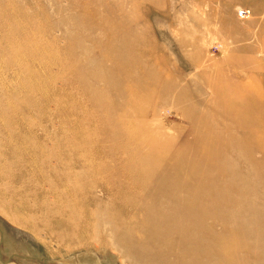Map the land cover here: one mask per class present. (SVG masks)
Returning a JSON list of instances; mask_svg holds the SVG:
<instances>
[{
  "label": "rangeland",
  "instance_id": "374dc122",
  "mask_svg": "<svg viewBox=\"0 0 264 264\" xmlns=\"http://www.w3.org/2000/svg\"><path fill=\"white\" fill-rule=\"evenodd\" d=\"M211 183L264 211V0H0V264H264V215L155 214Z\"/></svg>",
  "mask_w": 264,
  "mask_h": 264
},
{
  "label": "bare ground",
  "instance_id": "6f19581e",
  "mask_svg": "<svg viewBox=\"0 0 264 264\" xmlns=\"http://www.w3.org/2000/svg\"><path fill=\"white\" fill-rule=\"evenodd\" d=\"M122 41H124L123 39H121ZM122 44H123V42H121ZM128 54H130V50H125L124 49V47H122V49L117 53V58H118V60H122L124 57H126V56H128ZM227 100H229V99H227ZM231 101V100H230ZM228 102V101H227ZM230 103V102H229ZM231 105V103L230 104H228L227 105V107L229 108V106ZM227 107H225V108H227ZM232 123H234V122H232L231 121V123L229 124L230 125V127H231V124ZM228 125V126H229ZM234 125V124H233ZM228 128V127H227ZM248 133H250V132H248ZM231 133H229L227 136L225 135L224 136V140H222V141H224L225 143H226V148L227 149H223L224 150V154H225V156L224 157H220L221 156V154H220V150H219V157L220 158H218V156H217V158H215V160L214 161H217V163H218V165H219V167H218V169L220 170V172H221V174L225 177L226 176V178L227 179H235V178H239V176H241L240 175V171L239 170H237V171H234L233 173L232 172H230L228 169L230 168L229 166L231 165V166H235L234 165V162H235V159L234 158H242L244 155H243V153H244V151H243V145H245V144H240V142H239V138L236 136V135H230ZM236 134V133H235ZM250 141V140H249ZM223 142V143H224ZM242 142V141H241ZM248 142V141H247ZM243 143V142H242ZM246 146V145H245ZM244 146V147H245ZM248 147H250V146H248L247 145V147H245V154L248 156H250L251 158H252V156H251V151L248 149ZM253 147V146H252ZM254 152V151H253ZM224 154H222V155H224ZM248 165H246V167H247ZM255 168V167H254ZM245 169V168H244ZM253 169V166H249L248 167V170L250 171V173H252V170ZM229 171V172H228ZM236 172V173H235ZM230 173V174H229ZM211 178L214 180L215 179V175L213 176V175H211ZM209 190L207 191V194H208V197L209 198H211V199H213L214 200V203L212 204V208L211 209H208V207H207V204H206V202H199V204L197 205V206H195V205H193L194 203H192V201L193 200H191V201H188L187 199L184 201V202H182V203H177L175 200H173V198H172V195L169 193V197H168V199L167 200H164L163 201V203L161 204V206L162 207H164L165 209H166V211H163V210H161L160 209V211H159V209L158 210H155V214H159V215H166V213H167V211L168 210H173V209H176V208H187V209H191V210H189L190 211V213H192V214H189L188 215V217H185V219L188 221V224H191V226L193 225H195V227H196V224L197 223H199V222H201V221H204V220H206V219H212V221H213V223H215V222H217V223H224V224H226L225 222H230V220L232 221V220H234V224H239L238 222H248V221H254V219H255V221H257V219L259 218V217H261L262 215H264V211H262V210H259V208H257V207H255V206H253V205H250L249 206V208L247 207V208H242V206H244V205H242V206H240V205H236V206H231V205H229V204H227L228 202L229 203H233L232 201H231V197L229 198L227 195H225L224 193H223V191L221 190V188H218V191L216 192V188L217 187H214V186H216V185H214L213 183H211V184H209ZM232 187V186H231ZM236 189V188H235ZM239 189V188H238ZM237 190V189H236ZM241 190V189H240ZM239 191V190H238ZM171 192H173V191H171ZM216 192V193H215ZM240 192H242V191H240ZM239 192V193H240ZM212 193H215L214 195H212ZM233 193H235V192H233ZM237 193V192H236ZM235 193V194H236ZM74 194V193H73ZM172 194H174V193H172ZM192 194V193H191ZM176 195H177V193H176ZM237 195H238V193H237ZM176 197V196H175ZM178 197V196H177ZM184 197V196H183ZM192 199V198H191ZM176 203H175V202ZM194 202H195V199H194ZM185 206V207H184ZM195 206V207H194ZM145 209H147V210H144L146 213H147V215L149 216V214H148V211H149V208H145ZM183 209H179L181 212L183 211ZM186 209V210H187ZM189 211H187V212H189ZM257 211L259 212V213H257ZM181 212H179V213H181ZM257 213V214H256ZM186 215H187V213H186ZM175 217V216H174ZM180 217V216H179ZM184 217V216H183ZM150 218V217H149ZM173 219V218H172ZM172 219H169V222H170V220L172 221ZM175 219H177V218H175ZM157 220V219H156ZM174 220V219H173ZM184 220V219H183ZM209 221V220H208ZM208 221H207V223H206V225H208L209 223H208ZM225 221V222H224ZM181 222H183V221H181ZM157 223H158V221H157ZM172 223V222H171ZM152 224V223H151ZM159 224V223H158ZM10 225V224H9ZM185 225V224H184ZM184 225H181V226H184ZM201 225V224H200ZM205 225V226H206ZM164 226V225H163ZM173 225H171L170 227H172ZM161 227V226H160ZM185 227V226H184ZM207 227V226H206ZM165 228V227H164ZM177 228V227H176ZM179 228V227H178ZM181 228V227H180ZM199 228V227H198ZM201 228V227H200ZM184 229V228H183ZM153 230V229H152ZM156 230V229H155ZM173 230V229H172ZM165 231V230H164ZM163 231V232H164ZM167 231V230H166ZM10 232V235H11V237L13 236L14 237V239H18V238H16V237H19V235L21 236V238H22V240L23 239H25L26 240V238L28 239V237L25 235V234H23V237H25V238H23L22 237V234L21 233H23L22 231H20L19 229H16L15 227H10V228H8V233ZM187 232V231H186ZM150 233H152L151 232V230H150ZM155 233H157V232H155ZM154 233V234H155ZM162 233V232H161ZM189 233V232H188ZM187 233V234H188ZM191 234H195V232H190ZM148 234H149V232H148ZM153 234V233H152ZM154 234L152 235V236H154ZM157 234H159V232L157 233ZM167 234V233H166ZM149 235H151V234H149ZM156 235V234H155ZM162 235V234H161ZM164 235V234H163ZM8 237V236H7ZM10 237V238H11ZM185 238H187L186 237V235H185ZM24 240V241H25ZM183 240V239H182ZM20 241V240H19ZM23 241V242H24ZM184 241H185V239H184ZM21 244V243H20ZM184 245V244H183ZM27 248V247H26Z\"/></svg>",
  "mask_w": 264,
  "mask_h": 264
}]
</instances>
